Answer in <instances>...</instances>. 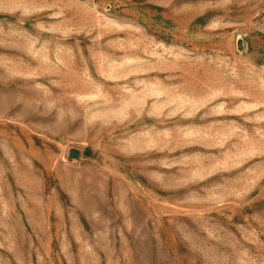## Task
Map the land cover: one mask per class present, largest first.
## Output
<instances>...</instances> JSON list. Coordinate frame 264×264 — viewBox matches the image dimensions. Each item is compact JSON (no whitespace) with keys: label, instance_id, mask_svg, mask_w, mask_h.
Listing matches in <instances>:
<instances>
[{"label":"rangeland","instance_id":"rangeland-1","mask_svg":"<svg viewBox=\"0 0 264 264\" xmlns=\"http://www.w3.org/2000/svg\"><path fill=\"white\" fill-rule=\"evenodd\" d=\"M0 264H264V0H0Z\"/></svg>","mask_w":264,"mask_h":264}]
</instances>
